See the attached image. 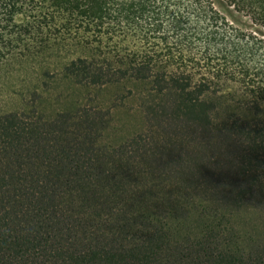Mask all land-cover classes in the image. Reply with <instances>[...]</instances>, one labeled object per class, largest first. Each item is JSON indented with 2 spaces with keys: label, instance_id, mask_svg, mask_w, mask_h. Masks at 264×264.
<instances>
[{
  "label": "trees",
  "instance_id": "obj_1",
  "mask_svg": "<svg viewBox=\"0 0 264 264\" xmlns=\"http://www.w3.org/2000/svg\"><path fill=\"white\" fill-rule=\"evenodd\" d=\"M229 12L264 29V0H0V65L85 90L0 113V264H264L234 225L264 208V38ZM121 108L143 123L107 143Z\"/></svg>",
  "mask_w": 264,
  "mask_h": 264
},
{
  "label": "rangeland",
  "instance_id": "obj_2",
  "mask_svg": "<svg viewBox=\"0 0 264 264\" xmlns=\"http://www.w3.org/2000/svg\"><path fill=\"white\" fill-rule=\"evenodd\" d=\"M217 6V4H216ZM223 12L227 11L223 6L218 5ZM230 20L235 21L236 25L247 27L249 30L255 28L246 16L238 13H227ZM238 21V22H236ZM242 22V23H240ZM259 33L264 38V29ZM72 49L68 46L61 49V56L70 55ZM60 54V53H59ZM58 54V55H59ZM43 61L37 59L26 62H11L0 65V113L20 109L34 100L46 107V111L51 113L54 109H67L75 105L76 100L85 95V90L61 76H56L55 63L57 58ZM48 65H51L50 68ZM49 74L43 76L45 71ZM57 72V71H56ZM250 98L240 97L233 93H224L219 96L208 99V103L217 108L219 114L229 113H248L253 117L254 110L248 112L244 102ZM261 116L264 118V95L260 98ZM244 103L245 106L242 104ZM129 106L135 105L131 101ZM143 115L137 110L118 109L113 114V119L109 128L105 131V142L110 144L123 143L128 137H131L142 125ZM260 183L264 187V169L260 171ZM192 228L197 229V222L190 221ZM234 225L245 239V244H249L251 239L264 238V208L257 211H236L234 216Z\"/></svg>",
  "mask_w": 264,
  "mask_h": 264
}]
</instances>
